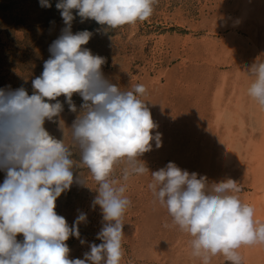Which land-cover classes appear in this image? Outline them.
<instances>
[{"label":"clouds","instance_id":"1","mask_svg":"<svg viewBox=\"0 0 264 264\" xmlns=\"http://www.w3.org/2000/svg\"><path fill=\"white\" fill-rule=\"evenodd\" d=\"M157 0H58L64 27L49 46L50 58L32 80L33 93L23 88L0 89V264H121L124 256V217L131 201L127 182L133 176L151 173L149 188L166 207L173 224L192 239L191 255L200 264H211L222 256L227 264H243L240 249L264 245V222L257 221L252 206L243 203L232 179L209 182L196 172L182 170L175 163L150 171L141 157L162 146V134L155 132L152 113L142 97L143 84L121 90L105 77L106 58L85 47L93 32L72 31L80 22L93 20L107 29H119L148 21ZM51 8L50 0H40ZM75 10V15H74ZM97 34L101 29L96 30ZM262 57V56H261ZM258 57L248 68L252 83L247 95L264 108V59ZM83 103L71 128H65L64 111L77 113L73 96ZM64 97L63 101L59 98ZM51 101H55L52 103ZM57 122L70 131L80 153V162L65 139L53 137L45 121ZM124 163L117 177V166ZM83 166L86 172L74 174ZM82 168V167H81ZM97 184L91 207L98 206L102 227L89 244L83 259H70L67 241L75 237L82 245L80 226L88 216L79 212L72 225L56 212V201L73 185ZM22 234L23 241L17 236Z\"/></svg>","mask_w":264,"mask_h":264},{"label":"rangeland","instance_id":"2","mask_svg":"<svg viewBox=\"0 0 264 264\" xmlns=\"http://www.w3.org/2000/svg\"><path fill=\"white\" fill-rule=\"evenodd\" d=\"M57 2L50 0L52 7L44 8L40 0H0V89L23 87L33 93L32 80L42 73L44 61L50 58L49 46L64 27ZM244 10H250L249 17L242 20ZM104 28L93 20L81 23L77 16L72 31L93 32L85 47L106 58L102 71L121 90L145 86L142 99L157 126L153 135L162 134V146L156 148L153 141L152 151L141 157L149 170L173 162L189 173L206 176L210 183L232 179L239 189L236 195L246 204L253 180L245 158L250 157L251 143L264 138V109L246 92L252 83L248 68L258 57L264 59V0H157L148 21L106 33ZM73 101L77 113L65 103L57 118L67 129L83 103L78 94ZM45 128L53 137L65 139L79 164L70 131L65 136L57 122L47 120ZM125 166H117V177ZM81 167L74 168V174L86 172ZM5 175L0 170V183ZM151 182V173L127 182L131 203L124 217L121 264H200L191 255L192 238L173 224L148 187ZM88 186L74 184L56 201L57 214L70 226L79 212L88 216V223L80 226L87 243L82 245L75 237L67 241L70 259H83L89 244L101 243L96 239L101 212L98 206L91 207L98 186L91 177ZM23 239L22 234L17 236L18 241ZM263 260L262 256L258 263L264 264ZM211 264L227 262L218 255Z\"/></svg>","mask_w":264,"mask_h":264},{"label":"bare ground","instance_id":"3","mask_svg":"<svg viewBox=\"0 0 264 264\" xmlns=\"http://www.w3.org/2000/svg\"><path fill=\"white\" fill-rule=\"evenodd\" d=\"M250 4V3H249ZM252 5V4H251ZM250 5V6H251ZM253 6V5H252ZM260 7V6H259ZM249 8V6H248ZM252 11V9H250ZM244 10V15L242 16V20L249 17V11ZM251 13V12H250ZM263 13V12H262ZM259 14V13H258ZM256 14V16L258 15ZM262 15V14H260ZM259 15V16H260ZM263 19V18H262ZM247 22V21H246ZM245 22V23H246ZM258 22V21H257ZM262 22V21H261ZM234 35V34H233ZM244 43V42H243ZM241 44V43H240ZM256 44V43H255ZM242 45V44H241ZM257 47V46H256ZM240 69V68H239ZM237 76H239L237 74ZM222 77V76H221ZM226 77H224L225 79ZM239 78V77H238ZM237 78V79H238ZM227 79V78H226ZM241 79V78H240ZM239 79V80H240ZM225 81V80H224ZM240 82V81H239ZM233 84V83H232ZM236 84V83H235ZM234 85V84H233ZM238 85V84H237ZM231 86V85H230ZM229 86V87H230ZM239 86V85H238ZM219 87V86H218ZM227 87V86H226ZM237 88V87H236ZM241 88V86H240ZM246 90V89H242ZM218 92V91H216ZM236 92V91H235ZM238 92V91H237ZM247 92V91H246ZM224 93V92H223ZM217 96V95H216ZM215 96V97H216ZM234 96V95H233ZM218 97V96H217ZM220 97V96H219ZM221 98V97H220ZM225 99V97H224ZM233 100V99H232ZM242 101V100H241ZM244 101V100H243ZM224 102V101H223ZM226 103V102H225ZM229 103V102H228ZM226 103V104H228ZM235 103V101H234ZM217 104V103H216ZM220 104H223L220 102ZM223 107V106H221ZM225 107V106H224ZM228 108V107H227ZM245 108V107H244ZM262 109V108H261ZM264 109V108H263ZM232 110V109H231ZM226 111V110H225ZM233 111V110H232ZM262 111V110H261ZM230 112V111H229ZM232 113V112H231ZM220 115V114H219ZM228 115V114H227ZM240 115V114H239ZM229 116V115H228ZM238 116V115H236ZM260 116V115H259ZM217 117V116H216ZM262 117V115H261ZM220 118V117H219ZM240 118V117H239ZM234 119V118H233ZM237 119V118H236ZM261 119V118H260ZM219 120V119H218ZM224 120V119H223ZM242 121V120H241ZM264 121V119H263ZM256 122V121H255ZM225 123V122H224ZM240 125V124H239ZM260 125V124H259ZM261 126V125H260ZM229 128V126H227ZM262 128V127H259ZM243 129V128H242ZM264 132V131H263ZM234 134V133H233ZM235 135V134H234ZM233 135V137H234ZM237 136V135H236ZM238 137V136H237ZM235 138V137H234ZM262 139V138H261ZM237 141V140H236ZM241 144V142H240ZM250 157L245 158L247 160L248 165L251 167L250 174L252 175L253 180V188L252 192L248 195L246 199V204L252 206L255 210V219L260 222H264V138L261 142H252L251 143ZM233 160V158L229 157V161ZM228 161V160H227ZM248 166V168H249ZM240 254L244 259L246 264H260L259 260L264 257V245H255V246H245L240 250ZM264 261V260H263Z\"/></svg>","mask_w":264,"mask_h":264}]
</instances>
